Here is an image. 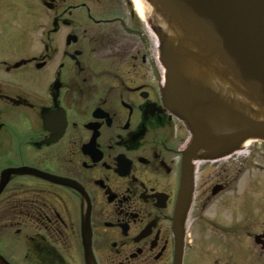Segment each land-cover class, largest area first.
<instances>
[{
  "label": "flooded vegetation",
  "instance_id": "flooded-vegetation-1",
  "mask_svg": "<svg viewBox=\"0 0 264 264\" xmlns=\"http://www.w3.org/2000/svg\"><path fill=\"white\" fill-rule=\"evenodd\" d=\"M166 89L136 0H0V264H264V141L204 159Z\"/></svg>",
  "mask_w": 264,
  "mask_h": 264
},
{
  "label": "water",
  "instance_id": "water-1",
  "mask_svg": "<svg viewBox=\"0 0 264 264\" xmlns=\"http://www.w3.org/2000/svg\"><path fill=\"white\" fill-rule=\"evenodd\" d=\"M156 15L166 98L207 151L264 140V0H137ZM219 147V148H218ZM3 171L0 192L12 173ZM177 248L174 264H181Z\"/></svg>",
  "mask_w": 264,
  "mask_h": 264
},
{
  "label": "rangeland",
  "instance_id": "rangeland-1",
  "mask_svg": "<svg viewBox=\"0 0 264 264\" xmlns=\"http://www.w3.org/2000/svg\"><path fill=\"white\" fill-rule=\"evenodd\" d=\"M262 149V148H261ZM240 152V151H238ZM255 152H253L254 154ZM246 153H244L243 155H245ZM244 157V156H243ZM240 181V182H239ZM246 179H245V176L242 177V179H238V185H237V199L235 200L236 203H237V206H238V212H236L237 216L239 214L242 213V205L244 204V202L246 201ZM228 210V209H227ZM227 210H222V209H219L218 211V218L221 219V220H228L230 214L232 212H229ZM216 208L212 209L211 210V213H216ZM203 234H205L207 237H210V235H208L206 232H203ZM200 236V231L198 229L195 230L194 232V235H193V238L195 239V244L193 246V248L191 249L190 251V261H189V264H199V261H198V246L196 244L197 242V239L199 238ZM204 246L202 244H200V257L203 256L200 260V264H202V261L206 255V251L204 252L203 254V248Z\"/></svg>",
  "mask_w": 264,
  "mask_h": 264
},
{
  "label": "bare ground",
  "instance_id": "bare-ground-1",
  "mask_svg": "<svg viewBox=\"0 0 264 264\" xmlns=\"http://www.w3.org/2000/svg\"><path fill=\"white\" fill-rule=\"evenodd\" d=\"M136 7L138 8L139 12L142 14L143 13L142 8H141V6L137 0H136ZM231 146H233V145L223 143L222 145H220V148L219 147L218 148L220 150H228L229 148H231Z\"/></svg>",
  "mask_w": 264,
  "mask_h": 264
}]
</instances>
